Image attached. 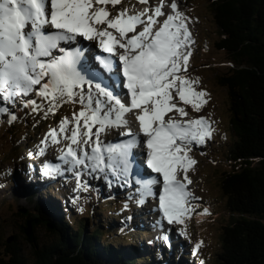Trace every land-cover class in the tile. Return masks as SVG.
I'll return each mask as SVG.
<instances>
[{
    "label": "snow or ice",
    "instance_id": "snow-or-ice-1",
    "mask_svg": "<svg viewBox=\"0 0 264 264\" xmlns=\"http://www.w3.org/2000/svg\"><path fill=\"white\" fill-rule=\"evenodd\" d=\"M123 2L0 0V116L7 114L9 123L16 121L13 109L19 105L33 112L44 110L47 118L64 103H79L78 112L71 118L62 117L58 127L50 128L38 154L45 155L50 144H63L60 159L77 179L75 190H87L82 179L86 170L91 175L110 169L112 175L131 183L132 149L146 143L147 165L162 181L136 179L141 186L138 203L155 196L153 185L162 183L159 209L169 223L185 225L193 211L189 200L195 199L188 188L192 183L188 172L197 163L190 154L191 145L205 144L215 131L205 116L165 118L173 112L188 117L179 102L196 111L208 102L209 93L197 90L199 79L186 75L194 43L191 18L180 10L177 0H171V12H165V0L155 5L151 0H137L145 7L130 4L113 15L108 6ZM78 37L98 42L110 54L96 57L102 70L81 62L79 46H61L62 42L78 43ZM113 54L122 62L128 103L115 91L119 74L113 72ZM104 70L112 74L106 78ZM130 113L138 121L137 131L128 119ZM121 128L125 129L121 134L130 139L107 144L101 139L111 129ZM53 168L62 172L60 165L46 163V174ZM180 231L187 234L186 227ZM202 243L195 244L194 254Z\"/></svg>",
    "mask_w": 264,
    "mask_h": 264
},
{
    "label": "rangeland",
    "instance_id": "rangeland-1",
    "mask_svg": "<svg viewBox=\"0 0 264 264\" xmlns=\"http://www.w3.org/2000/svg\"><path fill=\"white\" fill-rule=\"evenodd\" d=\"M168 1L165 0L164 7ZM158 2L159 0H151L153 5ZM177 3L180 10L191 18L189 27L194 39V43L190 46L192 55L189 58L186 75L193 80L198 78L197 90H206L209 96L206 97L207 104L200 111H196L191 105L179 102L180 106L186 108L189 115L181 118L178 113L173 112V116L177 119L205 116L212 121V127L215 129L213 136L207 139L205 144L191 145L190 154L197 163L188 172L192 181L188 188L193 192L195 199L189 200V206L193 211L185 225L169 223L163 216L162 210L159 209L162 183L159 184L156 195L145 197V202L141 204L138 203V199L134 198V195L129 196L125 192L111 189V184L108 186L106 184L105 187L98 180L96 181L94 174L104 182L110 183L112 179L106 173H92L90 181L91 175L86 171L82 179L86 181L88 191L83 188L75 190L77 179L74 175L68 177L57 171L48 173L49 169L46 174V163L49 159L60 156L58 152L63 144H50L46 154L41 156L38 154V149L42 146L41 141L50 128L58 127L62 117L71 118L73 112L80 110L81 105L64 103L55 114H49L47 118H45L44 110L33 112L30 108L17 105L13 109L18 116L16 121L9 123L7 114L0 116V264L1 259L9 260L11 256L7 251V244L10 243L7 239L18 235L24 241L26 235L23 230L27 218L18 213L17 208H27L29 213H37L33 203L25 196H15L13 189L17 185H23L25 181H37V179H45L43 184H40L42 187L38 184L39 195L49 196L58 206L62 205L61 210L66 213L68 219L75 216L76 220L86 218L90 224L86 231L94 228L97 224L96 218L99 221V214L101 219L111 217L112 213L120 214L131 223L129 225L131 230H135L136 227L137 230L155 231L161 234L163 239L170 234L174 239L171 241V246L174 244V254L178 257L185 256L186 258L181 259L184 264L186 262L201 264V261L203 264H217V254L222 249L223 227L231 222L233 215L228 207L227 196L222 189L221 181L224 173L233 170L236 165L229 157L230 149L236 138L231 127L230 96L223 80L236 64L227 51L219 47L222 36L216 22L213 4L209 0H177ZM130 4L135 5L136 8L145 7L137 0H124L123 4L108 7L115 15L121 7H128ZM78 40L88 45L95 54H105L96 46L98 42L88 41L81 37ZM176 99L179 100L178 96ZM129 115L131 116L129 120L133 121L132 114ZM131 126L133 127L134 124L132 123ZM95 130L93 128V131ZM113 133L114 130L111 129L106 135H102L101 139L105 141L109 136H114ZM30 152L32 155H29ZM106 175L107 179H105ZM157 177L162 181L160 174ZM96 184L100 185L99 191ZM123 186L122 190H125ZM10 201H13L17 208H13ZM108 202H114L116 207H113L114 205L106 207ZM205 208L209 209L208 213H204ZM144 213L149 216L148 222L138 217V214L144 217ZM87 215L88 217H85ZM130 215H134L135 220L130 218ZM182 227H186V235L181 233ZM123 228L125 229L124 225ZM35 231L39 244L51 242L55 237L54 232L47 229L44 224L37 225ZM53 231H56V235L59 236L57 229ZM104 233L107 241L121 239L127 242L131 239L129 234H123L115 229L112 231L105 229ZM147 236L149 237L146 233L145 237ZM199 241L203 243L199 252L194 254L195 244ZM24 243L25 261L33 264L34 256L28 250L31 243L27 241Z\"/></svg>",
    "mask_w": 264,
    "mask_h": 264
},
{
    "label": "trees",
    "instance_id": "trees-1",
    "mask_svg": "<svg viewBox=\"0 0 264 264\" xmlns=\"http://www.w3.org/2000/svg\"><path fill=\"white\" fill-rule=\"evenodd\" d=\"M209 1L222 36L219 47L236 64L223 80L236 138L229 157L236 165L221 181L233 215L223 227L217 264H264V0ZM37 186L17 185L13 193L28 198L44 218L55 222L59 236L54 231L56 238L39 244L37 235L33 242L25 235L33 264H184L185 256H176L174 248L146 231L131 230L123 215L112 213L101 219L99 214L94 228L86 231L90 226L86 218L68 219L63 206L39 195ZM105 229L129 234L131 239L107 241ZM24 241L13 235L7 244L11 256L1 264H28Z\"/></svg>",
    "mask_w": 264,
    "mask_h": 264
},
{
    "label": "bare ground",
    "instance_id": "bare-ground-1",
    "mask_svg": "<svg viewBox=\"0 0 264 264\" xmlns=\"http://www.w3.org/2000/svg\"><path fill=\"white\" fill-rule=\"evenodd\" d=\"M170 3H171V1L169 0L167 2L166 6L164 7L165 12H171L172 11L171 8H170ZM77 41H78V43L73 42L68 47L75 48V47L79 46V48H80V50L82 52V60H81V62L83 61L82 63H84L85 61H87V63L90 66H93L97 70H102L103 69V66L100 64L99 60L96 59V57L102 56V55H96L95 52L91 48H89L88 45H86L85 43L79 41L78 38H77ZM108 55H110V54L106 53L103 56H108ZM115 60L117 61L118 60V57ZM113 72H115V65L113 67ZM104 74H105V77L107 78V76L111 75L112 73H108L107 70H104ZM120 76H122L121 73H120ZM117 81H118V79H116V85H117V87H116L115 91L120 94L122 100H125L126 99V97L124 95L125 94V91L123 90V87L121 88V86H119V84H118ZM168 116H173V113L167 114L165 118L167 119ZM135 131H137V130H135ZM141 137H143V134L142 133H141ZM115 139H118V140L121 139L122 140V138H120V136H118V135L115 136ZM108 142H109V140L104 141V143H106V144ZM137 152L140 153V148H138V145L134 146L133 149H132V154H133V157L135 158V161H134V165L132 167V176H131L132 182L131 183H127L126 182V179L127 178H122V177H118L116 175H112L110 173V169H106L105 172H104V173H106L109 176V178L112 179V181L110 183L108 181H105V183L107 185L108 184H111L112 185V188L111 189L119 190L120 192H125L129 196L132 194V195H134V198L137 197L138 195H140V192L138 191V189L141 187L139 184H137L135 182L136 179H149V178H151L150 176H147V174L144 171V169L137 162ZM58 153H59V155H61L60 154V151ZM47 163H50L52 165H60V168L62 169V172L61 173L62 174L64 173L68 177L74 175V173L72 171H69L68 170L69 165L66 164L63 160H61L60 159V156H57V157L51 159L50 161L48 160ZM138 167H139V169H141V171H139V172L137 171V168ZM144 167L148 171L150 170V173H153V170L151 168H149L145 163H144ZM49 170L50 171L48 173H56V170L54 168L53 169H49ZM157 175H159V174L157 173ZM122 186H123V188L125 190H122ZM153 190L154 191H157L158 190L157 189V184L156 185H153Z\"/></svg>",
    "mask_w": 264,
    "mask_h": 264
},
{
    "label": "water",
    "instance_id": "water-1",
    "mask_svg": "<svg viewBox=\"0 0 264 264\" xmlns=\"http://www.w3.org/2000/svg\"><path fill=\"white\" fill-rule=\"evenodd\" d=\"M10 203H12V207L13 208L14 207L17 208V205H15L13 201H10ZM15 209H14V211H15ZM16 211L18 213H21V214L25 215L26 218H27L26 224L24 226V232L27 235V237L29 238L30 242H33L34 239H35V235H36L35 234V232H36L35 228H36L37 225L44 224L47 227V229L52 230L51 232H54L53 230H56V228H57L56 224L52 220L44 218L40 214V212L31 214V213H29V210L27 208H17ZM11 239H12V237L8 238L7 240L11 241Z\"/></svg>",
    "mask_w": 264,
    "mask_h": 264
}]
</instances>
